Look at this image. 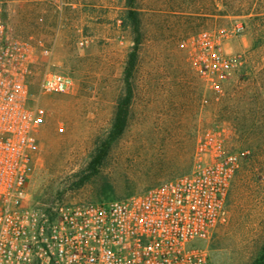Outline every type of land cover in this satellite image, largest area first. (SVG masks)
I'll return each mask as SVG.
<instances>
[{
  "label": "rangeland",
  "instance_id": "374dc122",
  "mask_svg": "<svg viewBox=\"0 0 264 264\" xmlns=\"http://www.w3.org/2000/svg\"><path fill=\"white\" fill-rule=\"evenodd\" d=\"M228 2L136 0L141 44L130 79L128 124L95 170L93 159L126 92L134 46L127 0H0V15L12 29L37 49L55 45L58 70L73 78L66 92L41 99L46 117L30 183L34 201L139 193L191 171L198 145L213 135L241 160L225 220L210 239L211 259L257 263L264 253V0ZM236 25L243 27L238 34L232 32ZM206 30L227 34L224 74L197 57V39ZM42 75H33L35 90Z\"/></svg>",
  "mask_w": 264,
  "mask_h": 264
},
{
  "label": "built area",
  "instance_id": "2783aa9c",
  "mask_svg": "<svg viewBox=\"0 0 264 264\" xmlns=\"http://www.w3.org/2000/svg\"><path fill=\"white\" fill-rule=\"evenodd\" d=\"M226 37L208 30L198 37L197 57L208 70L228 71ZM59 62L55 45L37 49L0 15V264H214L210 239L225 220L241 154L226 151L213 135L198 145L191 171L139 193L99 201L32 199L46 117L41 99L73 84ZM214 86L221 91L220 82Z\"/></svg>",
  "mask_w": 264,
  "mask_h": 264
},
{
  "label": "trees",
  "instance_id": "16d2710c",
  "mask_svg": "<svg viewBox=\"0 0 264 264\" xmlns=\"http://www.w3.org/2000/svg\"><path fill=\"white\" fill-rule=\"evenodd\" d=\"M222 3L224 5H229V0H215L216 5L218 3ZM226 1V2H225ZM128 10L126 14V19L128 20V24L132 27L134 33V46L129 53L127 65L125 68V81H126V92L124 96L118 101L115 115L112 123V127L110 133L106 140L102 142V144L98 147L97 155L93 159L94 169H97V166L103 161L105 156L108 153V150L112 144V142L118 139L122 133L124 132L127 124H128V117H129V106L132 99V86L130 79L132 77V73L135 69L139 47L141 44V18L139 11L137 10L135 4L136 0H127ZM217 8V6H216ZM221 13L225 14L222 10ZM89 176H86L84 179L81 180L80 183L84 182L85 179H88ZM264 250V248H263ZM256 264H264V253L262 254L261 258L257 261Z\"/></svg>",
  "mask_w": 264,
  "mask_h": 264
}]
</instances>
